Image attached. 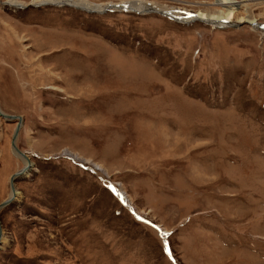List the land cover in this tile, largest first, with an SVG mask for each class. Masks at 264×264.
Here are the masks:
<instances>
[{"label": "rangeland", "instance_id": "1", "mask_svg": "<svg viewBox=\"0 0 264 264\" xmlns=\"http://www.w3.org/2000/svg\"><path fill=\"white\" fill-rule=\"evenodd\" d=\"M8 1L0 264H264V0L228 27Z\"/></svg>", "mask_w": 264, "mask_h": 264}, {"label": "bare ground", "instance_id": "2", "mask_svg": "<svg viewBox=\"0 0 264 264\" xmlns=\"http://www.w3.org/2000/svg\"><path fill=\"white\" fill-rule=\"evenodd\" d=\"M11 2V3H9ZM36 3V4H34ZM48 3H52L54 5H68V6H74L80 9H83L87 12H103V11H108V10H129V11H137V12H160V14L166 15L176 21L178 20H183L184 22L186 21H196V20H201L205 23L212 24L215 27H228V25H232L235 21V18H238L237 12L239 11L240 8H245L244 11L247 12V9L249 7V2L248 0H243V1H237V0H214L213 1V6L214 10L211 9L209 10H199L197 14H192L188 13L186 16H183V14H179V11L177 10H171L167 12H164L160 9H158L151 1L147 0H131L128 2H123L122 4H116V5H104V4H98L94 3L91 1L87 0H35L33 2L34 5L36 6H41L45 5ZM11 6H17L18 8H22L23 4L18 3L15 0H9L8 3ZM16 4V5H15ZM76 5V6H75ZM165 10V9H164ZM241 21H246L248 20L250 24L254 27L256 31L262 32L264 35V24L259 23L257 19L251 18L248 15L240 17ZM4 117H9V115H5ZM17 117V116H15ZM19 119V118H18ZM15 136H13L14 139ZM16 143V140H15ZM14 149L17 150V152L22 155L26 162L28 163L23 169L26 172L28 168L30 167L31 161L29 156L21 150L17 148V145H13ZM23 152V153H22ZM24 174V173H22ZM14 193H17V190L15 189V185L13 187ZM11 198V197H10ZM13 201V200H12ZM11 203V202H10ZM9 203V204H10ZM7 206V205H6Z\"/></svg>", "mask_w": 264, "mask_h": 264}, {"label": "water", "instance_id": "3", "mask_svg": "<svg viewBox=\"0 0 264 264\" xmlns=\"http://www.w3.org/2000/svg\"><path fill=\"white\" fill-rule=\"evenodd\" d=\"M8 116V115H7ZM9 117H11V118H14L15 116H10L9 115ZM19 123H18V125H17V128H16V131H15V137H14V139H13V145H15L16 143H15V140L17 139V137H18V135H19V131H20V129H21V126H22V119H20L19 118V121H18ZM18 148V147H17ZM24 152V151H23ZM22 152V153H23ZM25 169H22V170H20V171H18V172H16L13 176H12V188L14 187V182H15V179L16 178H18L19 176H22L23 174L22 173H25V171H24ZM14 198L13 197H11V198H9V199H7L6 201H4L3 203H1L0 204V209L2 208V207H4V206H6V205H8L10 202H12V200H13Z\"/></svg>", "mask_w": 264, "mask_h": 264}, {"label": "snow or ice", "instance_id": "4", "mask_svg": "<svg viewBox=\"0 0 264 264\" xmlns=\"http://www.w3.org/2000/svg\"><path fill=\"white\" fill-rule=\"evenodd\" d=\"M113 191H115V189H113ZM163 235H164V237H165V240H164V249H165V251H167V252L169 253V255L171 256V251H170V249L168 248V243H167V239H166V237H167L168 235H170V234H169V233H164Z\"/></svg>", "mask_w": 264, "mask_h": 264}]
</instances>
